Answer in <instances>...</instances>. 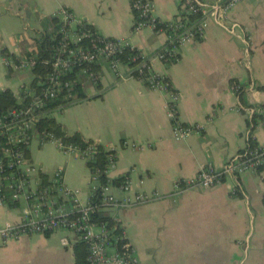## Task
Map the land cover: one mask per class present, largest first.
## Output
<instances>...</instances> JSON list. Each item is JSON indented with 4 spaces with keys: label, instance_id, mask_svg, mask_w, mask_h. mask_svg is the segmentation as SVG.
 Listing matches in <instances>:
<instances>
[{
    "label": "crops",
    "instance_id": "crops-1",
    "mask_svg": "<svg viewBox=\"0 0 264 264\" xmlns=\"http://www.w3.org/2000/svg\"><path fill=\"white\" fill-rule=\"evenodd\" d=\"M152 1L153 14L161 21L179 14L181 0ZM63 7L77 22L105 37L127 40L139 50L149 60V72L166 78L178 93V119L202 126L176 140L165 93L130 76L127 65L121 64L117 75L102 60L95 66L99 82H83L86 98L52 116L67 134L78 133L115 150L110 178L126 175L131 192L167 195L177 181L194 177L202 166L220 168L245 148L249 119L243 108L264 103V0H242L229 10V20L241 28L239 35L209 21L202 37L181 44L178 59L170 64L156 57L166 42L164 33L149 27L132 30L131 0H0V89L18 94L22 85L32 83V72L8 69L2 56H21L31 50L43 32L42 20ZM23 24L25 32H21ZM233 84H239L241 92H235ZM250 131L255 142L264 144L260 124ZM36 142L54 145L38 138ZM31 143L26 156L34 163ZM54 147V163L48 167L37 160L34 164L46 177L61 167L63 183L77 189L85 203L90 177L85 161L65 158ZM109 191L123 195L114 187ZM27 205L20 199L0 206V225L20 220ZM109 213L118 217L140 264H264V169L225 175L211 187L190 188L181 195ZM75 244L60 229L22 235L0 243V264H31L32 250L52 246L61 250L54 264H73Z\"/></svg>",
    "mask_w": 264,
    "mask_h": 264
},
{
    "label": "built area",
    "instance_id": "built-area-1",
    "mask_svg": "<svg viewBox=\"0 0 264 264\" xmlns=\"http://www.w3.org/2000/svg\"><path fill=\"white\" fill-rule=\"evenodd\" d=\"M241 1L213 0L212 3H206L203 0H181L179 14L169 21H161L153 14L152 0H131L132 30L139 31L149 27L155 32L164 33L166 42L158 50L156 57L165 63L176 61L178 47L188 39L199 40L209 21L222 26L230 34L239 35L237 30L240 31L241 28L237 22L229 20L228 12ZM191 15L199 17L190 20ZM54 16L59 20L60 37L51 48L48 58L41 64L46 71L37 75L41 81L40 89L29 92L30 85H22L18 94H15L17 105L7 108L0 114V206L8 205V202L14 204L20 199L28 203L27 210L20 220L0 225V243L22 235L46 234L60 229L66 231L73 241L85 245L86 264H140L136 250L126 239L118 217L109 212L181 195L190 188L211 187L218 184L225 175L235 176L247 171L263 170L264 144L255 142L250 129L259 124L264 128V103L243 108L249 119L245 134L247 144L242 151L227 159L220 168L202 166L194 177L177 181L173 191L167 195H160L157 192L150 194L131 192L127 177L120 185H114L109 181L100 188L98 199H93V193L98 188L99 170L89 171L88 197L86 202L82 203L78 197L79 191L63 183L64 174L61 167L47 177V182L43 184L39 177L43 174L41 167L29 161L25 148H28L34 137H37L41 142L54 143L62 153H72L84 161L92 157L93 147L81 149L65 144L61 138L50 132L38 131L36 123L44 113L41 108L46 100L58 96L62 90L69 98H76L73 90L77 82H80L82 88L84 81L98 83L100 74L94 66L102 60L106 61L117 75L119 66L127 65L130 68V76L138 78L150 88L160 89L165 93L167 116L176 140L183 139L191 132L200 131L202 126L187 125L178 119V93L166 78L149 72V60L139 50L136 49L137 53L128 59L134 63L133 68L121 61L119 55L125 49H135L127 40L100 35L97 31L87 28L84 23L77 22L72 12L65 7L60 8ZM161 22L163 25H159ZM2 62L8 69L17 71L32 72L38 65L34 54L21 56L3 54ZM134 70L136 76L131 74ZM144 70L148 71V75H145ZM232 89L238 92L241 86L233 84ZM64 106H56L52 113ZM116 157V152L110 156L107 175ZM113 187L123 195L117 196L109 191ZM99 211L108 212L113 222L109 224L96 220L94 214Z\"/></svg>",
    "mask_w": 264,
    "mask_h": 264
},
{
    "label": "trees",
    "instance_id": "trees-1",
    "mask_svg": "<svg viewBox=\"0 0 264 264\" xmlns=\"http://www.w3.org/2000/svg\"><path fill=\"white\" fill-rule=\"evenodd\" d=\"M198 17H199L198 15L189 16L190 20H195ZM159 25H163V23L161 22L159 23ZM41 26L43 28V32H41V34L34 39L32 49L28 50L25 53V55L34 54L38 60V65H36L32 71L33 80L29 86L28 89L29 92L38 91L40 89L41 81L39 76L37 75L38 73L44 74L46 71L44 66L41 64L44 59L48 58L51 48L60 37L59 20L56 16L53 15L48 18H45L44 20H42ZM86 27L95 31L90 25H86ZM136 53H137L136 49L130 50L127 48L119 55V57L122 62L128 63V65L133 68L134 63L129 62L128 59L130 56ZM173 62H175V60L171 62H167V64ZM94 69L96 70L95 66ZM144 73L145 75H148L147 70H144ZM131 74L133 76H136V71L135 70L132 71ZM75 76L76 75H74V77ZM75 78H77V76ZM238 92H241V89L238 90ZM73 93L76 94V98H69L68 96H66L65 91L62 90L61 93L58 94V96L46 100L45 104L43 105V108H41V110L44 113L42 116H40L38 122L36 123V129L38 131L43 130L50 132L56 137L61 138V140L68 145L77 146L81 149H85L90 146L93 147V152L91 154L92 157H90V159H87L85 161V164L90 172L99 170L98 188L93 193V199H98L100 188L102 186L108 184L109 181L114 185H120L123 182L126 175L118 176L113 179L108 177V175L106 174V169L108 167L110 156L114 154L115 151L112 149H107L93 140H85L78 133L67 134L64 131L62 125L59 122H57L55 118L52 116V109L55 108L56 106L59 105L66 106L70 103L86 98V94L84 93L83 88L80 87V82L76 83ZM16 105H17V99L15 97V94L8 88L0 89V114L5 112L7 108L14 107ZM255 119L256 116L253 117V120ZM27 152L28 150L27 148H25V154H27ZM39 177L41 178L43 184L47 182V177L45 174H40ZM8 205H13V203L8 202ZM94 218L98 221L109 222V224L110 222H113L112 218L109 216V213L105 211H99L95 213ZM73 264H86V247L82 242H76V244L74 245Z\"/></svg>",
    "mask_w": 264,
    "mask_h": 264
},
{
    "label": "rangeland",
    "instance_id": "rangeland-1",
    "mask_svg": "<svg viewBox=\"0 0 264 264\" xmlns=\"http://www.w3.org/2000/svg\"><path fill=\"white\" fill-rule=\"evenodd\" d=\"M24 24L21 27V32H25V31H23ZM28 72L30 73V71H28ZM36 141H37V137H34L33 140H31L32 143L30 145V152H31L32 159H33L34 163L37 160H41L44 163V165H46V166L49 167V164L54 163V160H53L54 157H55L54 150L56 151V149L54 147L55 144L53 143L54 145H52L51 143H47L46 142V143H44V145L38 146V144H37ZM61 154H64L65 155L64 156L65 158H68V157H66L68 155L69 156H74V157L76 156V155H74L72 153L65 154V153H62L61 152ZM76 157H78V156H76ZM78 158H80V157H78ZM80 159L83 160L82 158H80ZM57 168H59V166H57L54 169V171ZM31 253L34 255V258H33L31 264H35L37 261L45 262V260L48 261V262H50L51 264H54L55 262L58 261V255L61 254V250H59L58 247H54V246L50 247L49 249H43L41 247V250L39 248H35V250H32Z\"/></svg>",
    "mask_w": 264,
    "mask_h": 264
}]
</instances>
